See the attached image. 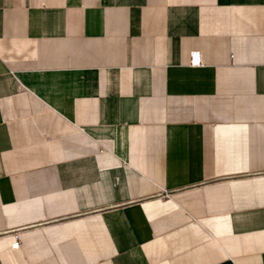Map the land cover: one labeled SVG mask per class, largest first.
Returning <instances> with one entry per match:
<instances>
[{
  "label": "crops",
  "instance_id": "1",
  "mask_svg": "<svg viewBox=\"0 0 264 264\" xmlns=\"http://www.w3.org/2000/svg\"><path fill=\"white\" fill-rule=\"evenodd\" d=\"M0 264H264V0H0Z\"/></svg>",
  "mask_w": 264,
  "mask_h": 264
},
{
  "label": "built area",
  "instance_id": "2",
  "mask_svg": "<svg viewBox=\"0 0 264 264\" xmlns=\"http://www.w3.org/2000/svg\"><path fill=\"white\" fill-rule=\"evenodd\" d=\"M189 65L192 66V67H196V66H200L201 65L199 53L197 51H192L190 53Z\"/></svg>",
  "mask_w": 264,
  "mask_h": 264
}]
</instances>
